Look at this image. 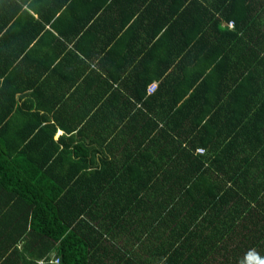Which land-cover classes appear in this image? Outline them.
<instances>
[{
  "label": "trees",
  "instance_id": "1",
  "mask_svg": "<svg viewBox=\"0 0 264 264\" xmlns=\"http://www.w3.org/2000/svg\"><path fill=\"white\" fill-rule=\"evenodd\" d=\"M221 5L233 31L214 16L193 19L210 33L194 45L204 59L176 67L173 89L181 92L166 107L177 108L160 115L172 125L102 130L97 139L84 132L75 144L65 125L55 139V128L35 118L28 128L19 116L18 129L8 132L10 116H0V123L8 118L0 131V187L19 199L15 210L0 213V245L9 253L0 264L264 260V0ZM217 36L225 50L212 45L203 54L200 40Z\"/></svg>",
  "mask_w": 264,
  "mask_h": 264
},
{
  "label": "crops",
  "instance_id": "2",
  "mask_svg": "<svg viewBox=\"0 0 264 264\" xmlns=\"http://www.w3.org/2000/svg\"><path fill=\"white\" fill-rule=\"evenodd\" d=\"M225 1L0 0V116H10L4 129H18L19 116L29 128L35 118L41 128H55V139L61 126L69 127L65 136L76 144L84 132L97 139L94 132L102 130L114 135L172 125L160 115L177 108L166 107L181 92L173 89L180 82L176 67L204 59L194 45L200 33H210L204 24L194 28L193 19L214 16L233 31L231 12H219ZM205 38L198 43L203 54L212 45L225 50L222 37ZM195 73L194 66L187 88ZM151 83L156 87L147 92ZM18 203L17 193L0 187V213ZM11 230L17 233L18 222ZM8 254L0 245V259Z\"/></svg>",
  "mask_w": 264,
  "mask_h": 264
},
{
  "label": "built area",
  "instance_id": "3",
  "mask_svg": "<svg viewBox=\"0 0 264 264\" xmlns=\"http://www.w3.org/2000/svg\"><path fill=\"white\" fill-rule=\"evenodd\" d=\"M228 24H229V26H233V21H229L228 22ZM155 87H156V83H151V84H149L148 86H147V92H152L154 89H155ZM53 261L54 262H57L58 261V258L57 257H54L53 258Z\"/></svg>",
  "mask_w": 264,
  "mask_h": 264
},
{
  "label": "clouds",
  "instance_id": "4",
  "mask_svg": "<svg viewBox=\"0 0 264 264\" xmlns=\"http://www.w3.org/2000/svg\"><path fill=\"white\" fill-rule=\"evenodd\" d=\"M260 264H264V260H261V261H260Z\"/></svg>",
  "mask_w": 264,
  "mask_h": 264
}]
</instances>
